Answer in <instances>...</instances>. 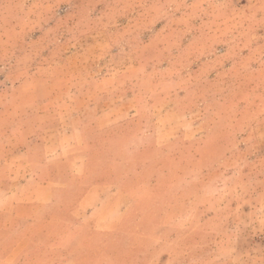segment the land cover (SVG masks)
I'll use <instances>...</instances> for the list:
<instances>
[{
    "label": "rangeland",
    "instance_id": "374dc122",
    "mask_svg": "<svg viewBox=\"0 0 264 264\" xmlns=\"http://www.w3.org/2000/svg\"><path fill=\"white\" fill-rule=\"evenodd\" d=\"M20 149L54 197L0 264H264V0H0Z\"/></svg>",
    "mask_w": 264,
    "mask_h": 264
},
{
    "label": "crops",
    "instance_id": "0c3cea01",
    "mask_svg": "<svg viewBox=\"0 0 264 264\" xmlns=\"http://www.w3.org/2000/svg\"><path fill=\"white\" fill-rule=\"evenodd\" d=\"M17 161H12V165H21L25 161L28 162V169L23 168L24 174L20 175L16 173L15 169L10 170L8 168L9 163L7 159H0V183H5L4 189L0 190V204H10L12 220H16L17 223H25L32 218H36L35 211H30L24 214V206L28 207H43L52 202L54 197V180L42 177L46 171L41 168L47 169L45 164L38 163V157L33 155L28 149H20L16 152ZM48 179V180H47ZM0 236V243L4 241Z\"/></svg>",
    "mask_w": 264,
    "mask_h": 264
}]
</instances>
